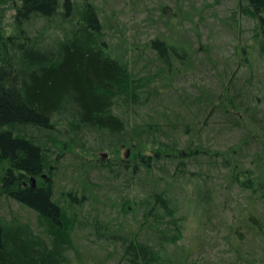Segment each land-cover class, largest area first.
Listing matches in <instances>:
<instances>
[{"label": "trees", "instance_id": "16d2710c", "mask_svg": "<svg viewBox=\"0 0 264 264\" xmlns=\"http://www.w3.org/2000/svg\"><path fill=\"white\" fill-rule=\"evenodd\" d=\"M236 9L264 66V0ZM114 25L93 0H0V264H183L200 241L167 248L188 214L205 227L235 187L224 240L234 264H264V119L235 81L254 61L227 76L207 50L208 85L188 78L203 60L185 37L128 42ZM212 121L244 130L212 146ZM80 234L111 250L85 263Z\"/></svg>", "mask_w": 264, "mask_h": 264}, {"label": "rangeland", "instance_id": "374dc122", "mask_svg": "<svg viewBox=\"0 0 264 264\" xmlns=\"http://www.w3.org/2000/svg\"><path fill=\"white\" fill-rule=\"evenodd\" d=\"M99 7L100 13L108 22L114 23L124 33L128 42L132 40L142 44L146 39L160 34L162 36H172L180 44V38L185 37L188 49L191 50L192 58L196 61L199 70L188 74V78L199 76L205 79L207 84L208 73L212 71L211 63L205 59V52L208 50L212 58L218 60L217 66L227 68V76L236 68L241 54L249 56V61H254L252 65L242 64L236 72V86L242 94V100L249 103V107L254 106L256 117L264 119V66L254 53H249L247 43L250 42L251 28L254 21L242 16L236 9L237 0H93ZM129 45V44H128ZM183 46H185L182 43ZM243 47L245 49H243ZM145 52L150 53L149 49ZM227 60V62H226ZM209 76V75H208ZM251 77V82L247 78ZM187 88V86L185 85ZM216 119V118H215ZM210 123L204 136L208 135L210 145H220L221 147L234 144L244 130L236 127H223ZM207 139V138H206ZM253 146V143H252ZM61 182V181H60ZM62 183V182H61ZM68 186V185H66ZM246 192L238 188L225 191L218 197L219 201L224 200L225 212L219 208L217 216H213L210 223L204 226H197V218L190 214L183 227L181 238L176 245H170L167 254H175L182 248L183 243L192 240L200 241L194 248L193 254L185 258L183 264H234L235 255L228 250V244L224 240L227 230L224 227L225 221L234 213L229 209L237 203L245 200ZM196 202L186 204V210L191 212L195 208ZM22 219L34 223V214L29 210L18 207L15 204L9 206ZM8 208H1V212L9 216ZM196 211V210H195ZM197 213V211H196ZM194 219V221H193ZM196 219V220H195ZM224 222V223H223ZM223 223V225H221ZM92 237L79 235L75 238V248L83 261L90 259L98 260L111 246L102 248L90 241ZM103 245V242H99ZM189 243V242H188ZM255 245V244H253ZM248 245L247 247H249ZM251 247V246H250ZM174 250V251H173ZM73 252V251H72ZM71 255V253H70ZM73 255V253H72ZM99 261V260H98ZM115 260H108L104 264H115ZM177 264V263H176Z\"/></svg>", "mask_w": 264, "mask_h": 264}, {"label": "water", "instance_id": "95a60500", "mask_svg": "<svg viewBox=\"0 0 264 264\" xmlns=\"http://www.w3.org/2000/svg\"><path fill=\"white\" fill-rule=\"evenodd\" d=\"M32 183L34 184V180H32Z\"/></svg>", "mask_w": 264, "mask_h": 264}]
</instances>
